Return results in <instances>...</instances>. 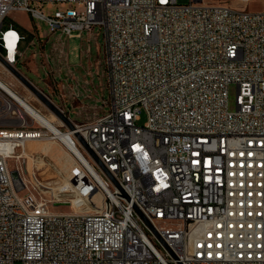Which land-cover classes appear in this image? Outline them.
I'll list each match as a JSON object with an SVG mask.
<instances>
[{
	"label": "built area",
	"instance_id": "1",
	"mask_svg": "<svg viewBox=\"0 0 264 264\" xmlns=\"http://www.w3.org/2000/svg\"><path fill=\"white\" fill-rule=\"evenodd\" d=\"M253 1L0 0V264H264V0ZM13 11L58 35L47 50L32 27L47 90L20 67L30 45L5 26ZM96 27L108 98L92 106L107 109L72 118L68 41ZM36 139L75 159L60 203L71 211L32 190L38 177L18 169L15 183L9 161Z\"/></svg>",
	"mask_w": 264,
	"mask_h": 264
},
{
	"label": "rangeland",
	"instance_id": "2",
	"mask_svg": "<svg viewBox=\"0 0 264 264\" xmlns=\"http://www.w3.org/2000/svg\"><path fill=\"white\" fill-rule=\"evenodd\" d=\"M261 0H254L248 4V9L261 8ZM40 7V6H38ZM46 13L53 14L55 8H42ZM5 26L13 24L22 33L26 34L27 43L38 41V35L32 30L36 27L42 39H47L50 30L46 22L40 19H34L28 12L13 11L4 19ZM58 35L48 38L47 50L57 41ZM36 47L30 45L26 50L29 59L27 64H20L24 72L35 81L40 87H48L44 80V70L41 65V55L38 51L34 55ZM68 63L64 65L66 70L70 71L68 81L79 89L80 100H75L73 104H67L71 112V117L76 118L73 110L82 109L83 113L102 114L107 107H93L95 102L101 105L102 100L108 98V89L106 84V75L104 73L105 55H104V38L98 27L93 33L87 30L83 31L82 37L73 36L68 41ZM70 66V70L68 69ZM63 68V69H65ZM91 71L92 74H89ZM101 73V78L97 76ZM42 78V79H41ZM77 89V88H76ZM90 93V96H89ZM238 97V86L232 83L229 87V108L236 110ZM54 99L59 102V98L55 95ZM83 117H85L83 115ZM81 116H79V119ZM93 118L90 116V119ZM78 119V120H79ZM147 120V113L142 110L139 123L143 124ZM27 153L20 149L14 157L10 159V167L22 172L28 179L36 176L42 182L37 188L32 185V190L39 196L44 197L50 203L54 204V209L60 212L71 211L72 207L68 204H60L62 200L69 199L72 195L68 191L69 181L65 179L75 163L69 149L61 142L52 139H40L31 142ZM21 157H18V156ZM65 191V192H59ZM54 200V203H53Z\"/></svg>",
	"mask_w": 264,
	"mask_h": 264
},
{
	"label": "water",
	"instance_id": "3",
	"mask_svg": "<svg viewBox=\"0 0 264 264\" xmlns=\"http://www.w3.org/2000/svg\"><path fill=\"white\" fill-rule=\"evenodd\" d=\"M36 91V93L43 99V100H45L50 106H51V108L54 110V111H56L57 113H59L60 115H62L60 112H59V110L53 105V104H51L49 101H47L44 97H43V95L39 92V91H37V90H35ZM62 117L65 119V121L68 123V125H69V127L71 128V129H73L74 128V124H73V122L72 121H70L69 120V118H67L66 116H63L62 115ZM77 136H78V138L80 139V141L83 143V145L87 148V150L89 151V153L95 158V160L100 164V165H102V167H103V164L101 163V161H100V159L98 158V156L96 155V153L93 151V149H91V147L88 145V143L85 141V139L80 135V133H77ZM12 176H13V178L15 179V183L17 184L18 182H19V178H20V176H19V171L18 170H12Z\"/></svg>",
	"mask_w": 264,
	"mask_h": 264
},
{
	"label": "bare ground",
	"instance_id": "4",
	"mask_svg": "<svg viewBox=\"0 0 264 264\" xmlns=\"http://www.w3.org/2000/svg\"><path fill=\"white\" fill-rule=\"evenodd\" d=\"M28 107L31 109L30 106H28ZM44 121H45V122L47 121V123H48L50 126H52V127L54 126V125H53L51 122H49L48 120H45V119H44ZM36 140H40V139H36ZM63 140H64L66 143L70 144L69 141H68L65 137L63 138ZM34 141H35V140H31V141H29V143H28L27 145H25V147L23 148L24 153H27V152H28L27 149L29 148L30 143H31V142H34ZM18 157H21V156L19 155ZM82 157H83V156H82ZM83 158H85V157H83ZM86 160H87V159H86ZM88 164L91 165V163H89V162H88Z\"/></svg>",
	"mask_w": 264,
	"mask_h": 264
}]
</instances>
